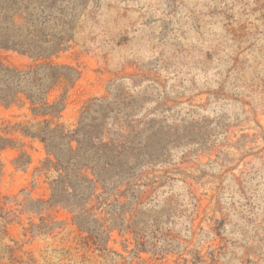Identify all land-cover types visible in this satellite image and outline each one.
I'll return each mask as SVG.
<instances>
[{
	"label": "rangeland",
	"instance_id": "374dc122",
	"mask_svg": "<svg viewBox=\"0 0 264 264\" xmlns=\"http://www.w3.org/2000/svg\"><path fill=\"white\" fill-rule=\"evenodd\" d=\"M0 44L19 71H79L33 89L65 98L56 116L22 92L0 104V264H264V0H0ZM44 118L101 123L133 152L89 200L98 229L26 208L57 172L15 125Z\"/></svg>",
	"mask_w": 264,
	"mask_h": 264
},
{
	"label": "trees",
	"instance_id": "16d2710c",
	"mask_svg": "<svg viewBox=\"0 0 264 264\" xmlns=\"http://www.w3.org/2000/svg\"><path fill=\"white\" fill-rule=\"evenodd\" d=\"M62 45L55 44L41 55L57 53L64 49ZM41 68L44 69V77ZM78 76L79 71L72 66L45 64L19 71L0 60V104L17 102L20 100L19 93L22 92L30 101L35 116H56L64 107L65 98L50 103L33 89L43 85V90L47 93L57 84H64L66 81L73 84ZM22 82H26L29 88H17ZM97 101L98 108L105 106L101 99ZM15 126L23 135L38 138L46 144L49 156L43 162V169L57 172L51 181V196L48 199H32L26 204V208L40 213L45 206L61 204L70 209L81 229H98L96 223L99 219L93 214L94 206L88 207L89 200L96 195L98 183L104 185V182L114 177L128 174L127 160L133 152L126 148V140L119 139L123 135L117 133L119 137L114 136V130L106 140L104 133L107 131L101 123L95 126L81 121L77 127L70 128L64 123H55L53 118ZM13 143V138L0 136V150ZM2 168L0 159V175Z\"/></svg>",
	"mask_w": 264,
	"mask_h": 264
}]
</instances>
